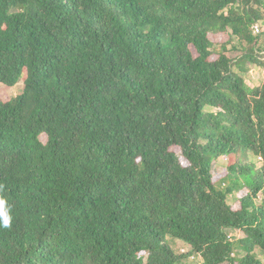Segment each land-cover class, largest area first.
Segmentation results:
<instances>
[{"label": "trees", "instance_id": "1", "mask_svg": "<svg viewBox=\"0 0 264 264\" xmlns=\"http://www.w3.org/2000/svg\"><path fill=\"white\" fill-rule=\"evenodd\" d=\"M262 21L264 0H0V86L22 83L0 264H264V79L233 69H264Z\"/></svg>", "mask_w": 264, "mask_h": 264}, {"label": "rangeland", "instance_id": "2", "mask_svg": "<svg viewBox=\"0 0 264 264\" xmlns=\"http://www.w3.org/2000/svg\"><path fill=\"white\" fill-rule=\"evenodd\" d=\"M261 24V35H260V42L259 46L263 48L262 50L264 51V21L260 22ZM214 39L217 43H221L223 41L227 40V37H216L212 38ZM233 45H237L235 42ZM232 44H230L227 49L229 50V56L231 58H235L237 55H240L239 48H237V51L232 50ZM236 47V46H235ZM238 47V46H237ZM233 69L236 72H239V74L244 78L245 82L247 83L248 86L254 87L261 83V81L264 79V69L258 66H253V65H244V70H239L237 66H234ZM22 92V83L19 82L12 88H7L4 86H0V98L2 101H8L11 98L15 97L16 95L20 94ZM41 141L46 142V136L42 135L41 136ZM247 160L252 163L258 164V160L256 157H254L251 154L247 155ZM213 174L216 177L217 182V187L225 190L229 185L232 184V179L231 177L225 178L224 179V174L227 169L228 165V159L225 156H222L217 160L216 162L213 163ZM235 182V181H234ZM245 194V190H241L240 192H234L231 195L228 196L227 202L232 206V207H238V202L237 199L238 197H241L242 195ZM261 201H258L260 203ZM232 237H238V234H235V232L232 231H227ZM168 243L171 245L172 250L175 253H181L182 249H185L183 243L181 241H174L171 240V238H168ZM187 250V249H186ZM182 264H200V260L198 258H187L183 259Z\"/></svg>", "mask_w": 264, "mask_h": 264}, {"label": "clouds", "instance_id": "3", "mask_svg": "<svg viewBox=\"0 0 264 264\" xmlns=\"http://www.w3.org/2000/svg\"><path fill=\"white\" fill-rule=\"evenodd\" d=\"M11 210L7 206V201L3 198H0V227L9 228L12 223Z\"/></svg>", "mask_w": 264, "mask_h": 264}, {"label": "built area", "instance_id": "4", "mask_svg": "<svg viewBox=\"0 0 264 264\" xmlns=\"http://www.w3.org/2000/svg\"><path fill=\"white\" fill-rule=\"evenodd\" d=\"M260 32H261V24L260 23H256L253 26V33L256 35V34H260ZM181 252L182 253L186 252V249H182ZM193 259H194V256H193Z\"/></svg>", "mask_w": 264, "mask_h": 264}]
</instances>
